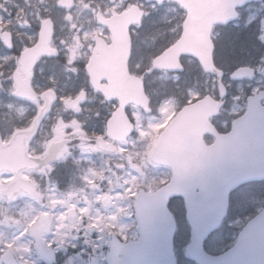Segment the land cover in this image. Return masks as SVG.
Returning <instances> with one entry per match:
<instances>
[{
	"label": "rangeland",
	"instance_id": "obj_1",
	"mask_svg": "<svg viewBox=\"0 0 264 264\" xmlns=\"http://www.w3.org/2000/svg\"><path fill=\"white\" fill-rule=\"evenodd\" d=\"M131 4H138L146 12L142 25L131 31L130 66L139 73L157 53L178 38L184 14L177 6L143 0H73L71 8L63 9L58 0H0V127L6 125V136L26 124L32 110L38 111L43 106L41 96L47 89L56 98L32 141L35 153L46 154L53 142L68 133L90 138L105 135L103 119L114 110L115 104L106 102L94 90H88V97L76 109L70 101L87 87V75L79 66L90 55L94 35L110 40L108 31L97 25L96 13L110 16ZM22 6L28 9V17L22 18ZM152 14L159 16L163 24L152 28V25L156 27V22L149 19ZM241 14L246 20L244 25L248 26L252 20L256 22L255 41L245 27L237 32L227 29L220 35L215 34L216 42L219 41L215 63L227 73L228 96L221 116L228 126L245 110L244 93L264 89V2L242 10ZM44 17L54 22L51 46L65 59L64 64L53 59L41 61L33 79L40 85L37 101L13 100L12 74L19 66L16 52L33 44L38 30L30 23L39 24ZM5 30L12 33L14 52H8L3 44L1 33ZM183 63L189 72L181 78V83L191 82L186 87L187 93L179 85L178 74L162 72L151 77L148 86L154 96L155 112L145 114L134 106L129 107L127 112L135 123V132L125 142H115L114 153L100 151L93 142L71 143L58 153L54 163L35 174L21 173L32 180L31 193L22 192L7 200L0 191V264H4L1 255L5 252L12 254L17 264H91L92 258L99 264H109L113 234L121 244L138 240L134 209L138 189L151 193L171 176L167 167L151 162L152 143H156L162 129L181 106L205 93L216 92L214 77L201 74L199 83L193 79L198 68L195 62L184 59ZM240 66L253 68L255 76L243 82L233 81L231 71ZM55 69L67 76V82L60 84L59 79L47 75ZM68 164L70 167H66ZM12 178L9 174L0 176V189ZM263 205L264 182L238 190L233 194L231 216L208 240L206 249L219 253L231 246L239 229ZM170 208L178 224V264H195L185 252L191 234L185 223L183 202L173 199ZM37 235L52 252L50 259H45L36 248Z\"/></svg>",
	"mask_w": 264,
	"mask_h": 264
},
{
	"label": "water",
	"instance_id": "obj_2",
	"mask_svg": "<svg viewBox=\"0 0 264 264\" xmlns=\"http://www.w3.org/2000/svg\"><path fill=\"white\" fill-rule=\"evenodd\" d=\"M170 1L180 4L187 11L183 33L176 43L153 60L146 72L151 73L156 69L182 71L180 56L191 55L205 72L216 76L220 98L223 99L226 94L222 84L223 72L213 62L212 28L216 24L234 20L237 8L260 0ZM72 3L73 0L60 1V5L66 8L71 7ZM143 15L138 5H132L110 18L97 13V22L109 28L111 43L107 44L102 37L95 36L92 57L86 70L93 88L107 100L119 102L107 121V134L112 140L125 141L134 130V124L126 114L127 105L135 104L145 112L151 111L144 89L145 74L133 75L128 67L131 57L130 27L139 25ZM53 30L52 21L43 19L36 43L20 53V70L13 74L16 85L14 96L36 99L29 80L40 57L57 55L56 50L50 47ZM2 37L6 46L12 49L11 33L5 31ZM251 74L248 68H239L233 76L239 79ZM44 96L46 104L38 119L53 100L50 91ZM261 97L262 93L248 98L247 113L237 118L231 131L226 134L216 132L209 122V118L217 115L222 105L221 100L216 101L210 96L185 106L174 117L150 156L154 163L169 166L172 178L152 194L139 191L135 205L139 240L122 246L113 235L110 264H176L173 252L176 223L167 206L168 200L174 196H181L184 200L186 219L193 235L186 251L192 260L198 264H264V207L241 229L232 248L220 255L208 254L203 249V242L227 215L230 193L246 182L264 180V106L260 104ZM84 98L85 93L80 94L72 102L73 106L76 107ZM32 131L17 132L6 146L0 144V172L16 174V179L2 190L7 199L21 190L31 192V183L19 178L20 170L38 168L49 161L27 156L26 140ZM205 133L216 136L213 144H204ZM97 145L102 149L107 146L101 139L97 140ZM37 243L44 251L39 239ZM120 252L122 257L118 258ZM2 259L5 264H16L10 253L3 254ZM92 264H98L95 258H92Z\"/></svg>",
	"mask_w": 264,
	"mask_h": 264
},
{
	"label": "flooded vegetation",
	"instance_id": "obj_3",
	"mask_svg": "<svg viewBox=\"0 0 264 264\" xmlns=\"http://www.w3.org/2000/svg\"><path fill=\"white\" fill-rule=\"evenodd\" d=\"M259 4H262V3H250V4H247L246 6H244L243 8H241L240 9V11H242V10H244V9H247V8H249V7H252V6H257V5H259ZM184 19V18H183ZM183 19L181 20V22H180V27H181V29H182V22H183ZM237 23H239L240 25L239 26H237L236 24ZM246 23V20H245V18L242 16L238 21H236V22H234V23H229L228 25H224V26H215L214 27V29H213V33H215L217 30H222V29H224L225 27H230V28H232V29H239V28H241V26H244L245 28H246V30L248 31V29H254L255 28V25H256V22L254 21V20H252L250 23H249V25L247 26V25H244ZM101 27H103V26H101ZM105 28V27H104ZM264 28V27H263ZM106 29V28H105ZM107 30V29H106ZM216 46V45H215ZM73 62V61H72ZM82 61H80V63H81ZM246 79H242V80H239L238 82H243V81H245ZM208 94H210L211 95V93H205V94H203L202 96H200V97H197L195 100H193L192 102H194V101H197L198 99H201V98H203V97H205V96H207ZM213 95V94H212ZM244 95H246V97H248L249 96V93L247 92V93H244ZM215 98L217 99L218 97H216L215 96ZM84 101H82L81 103H83ZM263 103H264V100L262 101ZM79 105H77L75 108H77ZM184 106V105H183ZM182 106V107H183ZM181 107V108H182ZM225 107H226V101L223 103V108H222V111L225 109ZM222 116H221V113H220V115H218L217 117H213V118H211V121H212V123L215 125V127L217 128V130L219 131V132H222V133H224V132H226V131H228V129H229V126H228V124H226L225 123V118H222ZM1 129H0V138H2L3 139V141L5 142L6 141V135H5V129H6V125L5 126H3V127H0ZM66 137H65V139H68V142H67V145L68 144H71V143H74V142H78V141H80V140H85V141H89L90 143H91V141H93V140H86V138H84L85 136H83V135H81V134H69L68 133V135H65ZM32 139V138H31ZM89 139H92V138H89ZM204 140H205V142H206V144H210L213 140H214V137L213 136H210V135H205L204 136ZM31 141V140H30ZM32 146H33V143H31L30 145H29V147H30V150L31 149H33L32 148ZM30 154H33V155H35V151L34 150H32V153H30ZM46 154H48V149H47V152H46ZM46 154H42L41 156L43 157V156H45ZM38 156V155H37ZM39 157V156H38Z\"/></svg>",
	"mask_w": 264,
	"mask_h": 264
},
{
	"label": "trees",
	"instance_id": "obj_4",
	"mask_svg": "<svg viewBox=\"0 0 264 264\" xmlns=\"http://www.w3.org/2000/svg\"><path fill=\"white\" fill-rule=\"evenodd\" d=\"M22 7H24V10H23V17L22 18H25V17H28V9L25 7V6H22ZM151 16H153V14L151 15ZM159 17V16H158ZM157 16H156V18L154 17V19H155V21H156V23H158L157 25H156V28L160 25V24H162V19H160V21H159V18H158ZM31 25H33L34 26V28L37 30L38 29V23H36V24H33L32 22L30 23ZM141 31H143V30H141ZM143 35H145V34H143ZM150 38H152V37H154V35H150L149 36ZM47 60H50V59H46V61ZM56 60H58V61H62V60H64L65 61V59L63 58V57H58V58H56ZM79 69L80 70H82V71H84V65H81V66H79ZM38 73V70H35V73L34 74H37ZM47 75L48 76H53V77H55V79H59V83L61 84V83H65V82H67V76L64 74V73H59L58 71H57V69H55V71H53L52 73H49V72H47ZM35 79V78H34ZM36 83V80H34L33 81V85L37 88V90L39 91L40 90V85H38V84H35ZM73 87V86H72ZM72 87H70V91H71V89H72Z\"/></svg>",
	"mask_w": 264,
	"mask_h": 264
}]
</instances>
